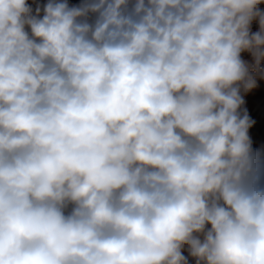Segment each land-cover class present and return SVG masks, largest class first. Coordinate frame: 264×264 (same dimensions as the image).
Returning <instances> with one entry per match:
<instances>
[{"label": "clouds", "instance_id": "clouds-1", "mask_svg": "<svg viewBox=\"0 0 264 264\" xmlns=\"http://www.w3.org/2000/svg\"><path fill=\"white\" fill-rule=\"evenodd\" d=\"M264 0H0V264H264Z\"/></svg>", "mask_w": 264, "mask_h": 264}, {"label": "rangeland", "instance_id": "rangeland-1", "mask_svg": "<svg viewBox=\"0 0 264 264\" xmlns=\"http://www.w3.org/2000/svg\"><path fill=\"white\" fill-rule=\"evenodd\" d=\"M242 95L245 103L242 105L241 114L246 109L250 120L254 122L249 129L253 148L258 154L264 156V87L253 90L252 93L242 92Z\"/></svg>", "mask_w": 264, "mask_h": 264}, {"label": "bare ground", "instance_id": "bare-ground-1", "mask_svg": "<svg viewBox=\"0 0 264 264\" xmlns=\"http://www.w3.org/2000/svg\"><path fill=\"white\" fill-rule=\"evenodd\" d=\"M258 106H259V104L257 105V107H258ZM257 107H256V108H257Z\"/></svg>", "mask_w": 264, "mask_h": 264}]
</instances>
